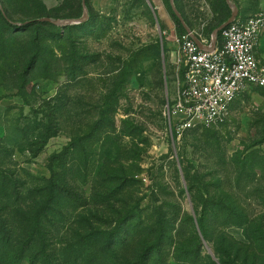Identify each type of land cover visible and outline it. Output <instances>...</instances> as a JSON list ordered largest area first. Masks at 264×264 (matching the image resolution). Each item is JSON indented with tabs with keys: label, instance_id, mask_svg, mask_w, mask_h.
I'll list each match as a JSON object with an SVG mask.
<instances>
[{
	"label": "rangeland",
	"instance_id": "rangeland-1",
	"mask_svg": "<svg viewBox=\"0 0 264 264\" xmlns=\"http://www.w3.org/2000/svg\"><path fill=\"white\" fill-rule=\"evenodd\" d=\"M172 2L186 26L171 0H86L83 23L27 27L81 17L82 0H0V264L86 263L78 238L94 230L116 258L177 264L203 211L198 264H264L244 226L222 224L231 210L264 228V86L225 123L177 131L174 38L210 39L231 9Z\"/></svg>",
	"mask_w": 264,
	"mask_h": 264
},
{
	"label": "built area",
	"instance_id": "built-area-1",
	"mask_svg": "<svg viewBox=\"0 0 264 264\" xmlns=\"http://www.w3.org/2000/svg\"><path fill=\"white\" fill-rule=\"evenodd\" d=\"M263 29L262 13L238 15L211 51L201 49L189 33L174 38L178 81L167 110L177 131L225 123L238 97L252 86H264V67L255 54ZM201 41L211 45V40Z\"/></svg>",
	"mask_w": 264,
	"mask_h": 264
},
{
	"label": "trees",
	"instance_id": "trees-1",
	"mask_svg": "<svg viewBox=\"0 0 264 264\" xmlns=\"http://www.w3.org/2000/svg\"><path fill=\"white\" fill-rule=\"evenodd\" d=\"M1 7H0V9H1L3 15L5 16L4 10ZM44 17H48V16H44ZM54 19H58V18H54ZM34 21L39 22V23H43V24H47V25L52 24L49 22H40L36 19V20L26 21L25 26L26 27L30 26L31 24H33ZM21 24H23V23H21ZM52 25H54V24H52ZM220 36H221V33H219L218 38H220ZM210 39H208V40H210ZM225 211H226V213L223 215V223L222 224L223 225L235 224V225L244 226L245 232H246V235L248 236V238L250 240L252 239L254 242H256L258 244L260 252H262L264 254V228L262 226H259L258 228L253 229L248 217L246 216L245 213H243L241 211L240 212H232L231 210H225ZM231 217L234 220L229 219ZM192 221L194 222L193 219H192ZM207 221H208V219H207L206 212L205 211L201 212V214L197 217V219L195 221V226L193 225L195 243L192 247H190V249H186V250L182 251V256H184V257H182V259L177 258V264H198L199 262H201L202 258H200V257H201V252H202V248H201L202 238L207 239L209 236V226L207 224ZM201 236H202V238H201ZM112 241H113V239L107 240L106 232H103L102 230L90 231L87 234L80 236L78 238L77 244L79 247H81L82 251L87 250V249H92V252H90L88 254V257L82 258L83 260H86V263H83V264H149V261H148L149 255L147 254L146 251H144V252L142 251V253L140 254L141 257H139L135 260H130V259L121 260L119 258H116L115 253L113 252L114 249L112 248L114 245V243ZM45 250H46V248L44 246V257L46 258V260L49 261V256L46 254ZM209 258H210V256H209ZM219 260L222 264H225V263L227 264V262H229L224 257H221V256H220ZM214 263L215 262L213 261V264ZM45 264H49V262L45 263ZM232 264H235V263L233 262Z\"/></svg>",
	"mask_w": 264,
	"mask_h": 264
},
{
	"label": "water",
	"instance_id": "water-1",
	"mask_svg": "<svg viewBox=\"0 0 264 264\" xmlns=\"http://www.w3.org/2000/svg\"><path fill=\"white\" fill-rule=\"evenodd\" d=\"M226 2L229 4V7L231 9V15L228 18L227 21H225L224 23H222L221 25H219L218 27H216L213 32H212V37H211V45L208 46L206 44H204L201 39L194 33L192 32L190 29H188L187 27V31L190 34V36L195 40V42L199 45V47L203 50L206 51H211L216 47V43L219 37V33H221V31L228 26L231 22H233L239 15V11L236 5L232 4L230 2V0H226ZM171 4H172V8L174 13L176 14V16L180 19V21L186 26V24L184 23L183 17L181 16L180 12L178 11L177 7L174 5V3L171 0ZM82 5H83V15L79 18H69V19H62V18H58V19H54L51 17H41L38 18L37 20L40 22H49L52 23L54 25H67V24H80L85 22L88 19L89 16V12H88V7L86 5V0H82ZM1 7V5H0ZM2 8V7H1Z\"/></svg>",
	"mask_w": 264,
	"mask_h": 264
},
{
	"label": "crops",
	"instance_id": "crops-1",
	"mask_svg": "<svg viewBox=\"0 0 264 264\" xmlns=\"http://www.w3.org/2000/svg\"><path fill=\"white\" fill-rule=\"evenodd\" d=\"M254 13H262L264 15V0H258L257 10ZM255 54L258 60L260 61V64L264 67V29L261 33L259 43L255 49Z\"/></svg>",
	"mask_w": 264,
	"mask_h": 264
}]
</instances>
